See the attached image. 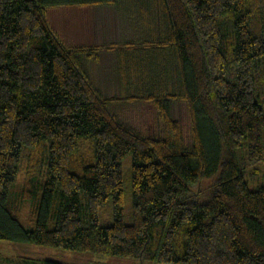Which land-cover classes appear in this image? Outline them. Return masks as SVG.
Returning <instances> with one entry per match:
<instances>
[{"label": "trees", "instance_id": "16d2710c", "mask_svg": "<svg viewBox=\"0 0 264 264\" xmlns=\"http://www.w3.org/2000/svg\"><path fill=\"white\" fill-rule=\"evenodd\" d=\"M80 5L136 19L128 96L104 97L90 77L85 61L103 45L67 44L49 23L48 9ZM174 101L188 108L190 143ZM129 102L153 107L158 135L110 109ZM110 199L114 222L102 224ZM33 217V229L21 224ZM2 239L155 263L264 264V0H0ZM18 258L0 264H65Z\"/></svg>", "mask_w": 264, "mask_h": 264}, {"label": "rangeland", "instance_id": "374dc122", "mask_svg": "<svg viewBox=\"0 0 264 264\" xmlns=\"http://www.w3.org/2000/svg\"><path fill=\"white\" fill-rule=\"evenodd\" d=\"M47 17L49 20V23H51L52 27L58 29V32L62 33L65 38L67 37H73L77 26L83 22H85V25H90L86 33H89V31H92V29L99 31L101 34L103 29L109 28V33L114 34L116 39H118V42L120 40L125 41L127 38H130L129 40H132L134 38H137L138 35H140L138 32V26L136 27V19L130 18V16L126 17V20L123 23L118 19L120 17H124L125 14L121 15V11L116 6L111 5H91V6H69V7H62L58 8V10L54 9H48L47 10ZM121 15V16H120ZM133 17V14L131 12L130 14ZM101 26V27H100ZM98 29V30H97ZM95 31V32H96ZM79 32V36L81 33H84V31H77ZM76 32V33H77ZM126 35H129V37H126ZM66 38V39H67ZM101 38L102 35H101ZM125 43V42H124ZM132 48H130L131 50ZM141 49L144 50L142 47ZM127 52L128 50H124ZM122 52L121 56L119 57V62L121 59L123 60L122 69L125 70V73L127 72V69H131L135 71L136 65L133 64L126 65L124 64L125 58L129 55H125V52ZM138 50H135L134 48L129 52H127L130 55H133V57L138 56L137 52ZM150 53V52H149ZM122 57V58H121ZM145 59V58H144ZM119 62L116 64V67H120ZM147 61L138 62V66L146 65ZM134 66V67H133ZM120 69L113 68L111 66L108 69V81H106V89L107 92L117 93V91H120L124 95H118L117 97H124L128 96L127 92L124 91L123 86V79H121V76L118 74H121V72L118 73ZM134 74V73H133ZM131 74V75H133ZM135 76V75H134ZM118 79H121L119 81V84H117ZM117 85H122V87L119 86V89ZM131 92V91H130ZM116 97V96H115ZM110 109L113 112H119L120 116L126 120L129 124L136 125L140 131H143L146 134L150 135H158L161 132V123L156 118L155 112L153 107L150 105H145L143 102L140 103H121L118 105H110ZM172 117L177 119L180 123L181 128L183 129V135L184 139L187 140L188 143H190L191 139V128H190V118L188 117V108L185 104V102L180 101H174L172 104ZM122 175L124 176L123 180V198H124V215L123 220L127 224H132L134 222L133 219V208H132V197H131V178L128 174V171L130 172V169L132 168V154L126 155L122 159ZM204 187H206L208 190L210 189L211 181L203 182ZM250 187L252 189L255 188V186H252L250 184ZM206 189V190H207ZM100 217L99 221L100 223H107L112 224L114 222L113 220V202L112 199L109 200V202L104 205L100 209ZM27 212V209H25ZM27 214V213H26ZM35 217H33V220H26L23 219L21 221V224L25 226L27 229H33L35 226ZM53 226V223L51 224ZM31 257V258H38L42 260H55V261H62L65 264L69 263H75V264H87L88 262H95L96 264H166V263H155L149 259H144L141 257H133V256H119V255H98L86 251H75V250H65L62 248H55L51 246H43L40 244H32V243H19V242H10L8 240L2 239L0 240V262L3 261L5 258H9V261H16L19 259L18 257ZM15 263V262H14ZM174 264V263H169Z\"/></svg>", "mask_w": 264, "mask_h": 264}, {"label": "crops", "instance_id": "0c3cea01", "mask_svg": "<svg viewBox=\"0 0 264 264\" xmlns=\"http://www.w3.org/2000/svg\"><path fill=\"white\" fill-rule=\"evenodd\" d=\"M58 8H62V7H58ZM58 8H55L54 10H58ZM118 20H119V22L121 21L122 23L125 21L124 19H123L124 21L122 20V17H120V19H118ZM89 27H90V25H85V22L81 23V25L79 24L77 26L76 31L74 32L75 34L72 35L73 37H70V38L66 37L67 39L65 38V36L62 33L58 32V29H56L54 27L53 28L56 30V32L58 34L61 35V37L63 38V40L67 44H70V45L71 44H74V45L86 44V45H90V46H92L93 44L103 45L104 48L100 49L97 52L96 58L87 59L85 61L86 62L85 66H87V69L89 71L90 77H92V81H93L94 85H96V87L101 90L104 97L124 95L120 91H117V93L110 94V92H107V89H106L107 87H106L105 83H106V81H108L107 77L110 78V76H108L107 72L111 66H113V68H115V69L116 68L120 69L118 71V73L121 72V74H118V75L121 76V79H123V81L129 77L127 74V72H129V70L127 69V72L125 73V70L121 68L123 65V60L121 59V61L119 62V57L121 56V54H123L122 52L124 50H128L130 52L133 49L131 47V45L128 44V42H130V40H129L130 38H127L125 41H123V43H122V40H120L118 42V39L115 38L116 36L114 34L112 35L108 32L109 28L103 29L102 33L104 32V34H101L99 31H96L94 29H92V31H89V33H86ZM77 31H80V32L84 31V33H81L79 36L78 35L79 32H77ZM101 35L103 38H101ZM126 37H129V35H126ZM130 48H132V49L130 50ZM127 52H125L126 53L125 55L131 56ZM118 62L120 64V67H116V64ZM129 62H131V59L124 61V64L129 65ZM131 72L132 71H130V73ZM121 79H118L117 84H119V81ZM119 86L122 87V85H117L118 89H119Z\"/></svg>", "mask_w": 264, "mask_h": 264}]
</instances>
